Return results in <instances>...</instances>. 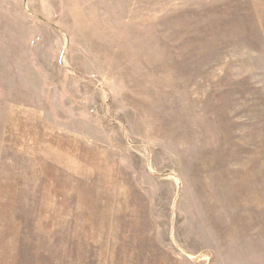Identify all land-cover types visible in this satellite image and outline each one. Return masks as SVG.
Listing matches in <instances>:
<instances>
[{
    "label": "rangeland",
    "instance_id": "rangeland-1",
    "mask_svg": "<svg viewBox=\"0 0 264 264\" xmlns=\"http://www.w3.org/2000/svg\"><path fill=\"white\" fill-rule=\"evenodd\" d=\"M0 264H264V0H0Z\"/></svg>",
    "mask_w": 264,
    "mask_h": 264
}]
</instances>
